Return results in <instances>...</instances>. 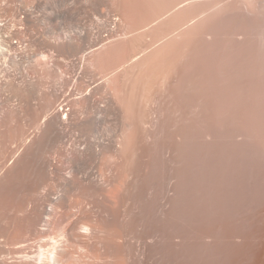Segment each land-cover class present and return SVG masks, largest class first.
<instances>
[{
    "label": "bare ground",
    "instance_id": "1",
    "mask_svg": "<svg viewBox=\"0 0 264 264\" xmlns=\"http://www.w3.org/2000/svg\"><path fill=\"white\" fill-rule=\"evenodd\" d=\"M18 121L0 264H172L189 201L180 264H264V0H0V123ZM147 149L144 180L160 150L171 167L141 210Z\"/></svg>",
    "mask_w": 264,
    "mask_h": 264
},
{
    "label": "rangeland",
    "instance_id": "2",
    "mask_svg": "<svg viewBox=\"0 0 264 264\" xmlns=\"http://www.w3.org/2000/svg\"><path fill=\"white\" fill-rule=\"evenodd\" d=\"M42 86L43 84L41 83V87ZM178 110H180V107L176 106L174 111L177 113L174 115V118L172 119V122L175 124V129L170 132L168 139L164 140V137H163L160 140L159 143L161 147L165 145V146L172 148L173 145H175L176 143L175 138L178 137L179 133L181 132V126H182L181 121H180V114H179L180 111L178 112ZM7 127L8 128L13 127V128H17L19 130L24 131L26 129V124L22 121L13 122L8 125H4L3 123H0V130L7 128ZM148 150L149 149H147L146 153H144V155L140 159L135 171L131 175V179L129 183L126 186L127 198L130 200H136L138 202V207L141 210L147 209V201L146 199H144V194H145L147 183L148 182L150 183L151 180H153L155 184H163L166 186L169 181V171L171 167V163L168 161V157L166 156L165 151L160 150V153L157 156V161H158L157 168H155V170L153 171H150L148 176L144 180V170H145V165H146L145 163L149 155ZM191 203L192 202L189 201L190 206H188L189 210L187 213V220L188 221L194 220V221L183 223V224H177V227L174 228L173 233H172V238H173L172 264H180V260H179L180 249L177 247V244H178L177 242L179 238L180 237H190L192 232L197 231V226H198L197 216L194 217V213L191 209L192 208ZM185 261H186V264H199L198 247H195L194 250L189 253L188 258H185ZM142 262L144 264H150V261H148L147 259H143ZM153 264H159V263L157 262Z\"/></svg>",
    "mask_w": 264,
    "mask_h": 264
}]
</instances>
